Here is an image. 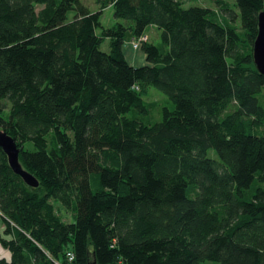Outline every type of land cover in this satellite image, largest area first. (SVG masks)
<instances>
[{
  "label": "trees",
  "instance_id": "1",
  "mask_svg": "<svg viewBox=\"0 0 264 264\" xmlns=\"http://www.w3.org/2000/svg\"><path fill=\"white\" fill-rule=\"evenodd\" d=\"M228 2L0 0V130L38 180L0 148V264H264V0Z\"/></svg>",
  "mask_w": 264,
  "mask_h": 264
},
{
  "label": "rangeland",
  "instance_id": "2",
  "mask_svg": "<svg viewBox=\"0 0 264 264\" xmlns=\"http://www.w3.org/2000/svg\"><path fill=\"white\" fill-rule=\"evenodd\" d=\"M81 1L92 11H95V10L98 9V5L95 3V0H81ZM228 1H229L228 2L229 6L237 13V19H236L235 23L239 24V11H238V8L235 7L234 0H228ZM192 4L193 5L202 4V5H206V6H212L213 8L218 9V6H216L214 3L207 2V1L206 2L205 1H202V2L196 1V2H193ZM69 15H71V13ZM100 21H101V24L104 27H109V26H111V25L116 23L117 19L114 17L113 7L112 6H107L103 10V13H102ZM156 31L157 30H156L155 27H149L146 30V34L149 36L148 37L149 41L154 42V43L159 42L158 36L156 34ZM97 32H100L99 28L97 29ZM132 42H133V39H132V37H130L129 39L126 40V42H125V44L123 46V49L126 52L125 53L126 57L130 56L129 49H127V47H129L130 50L132 52H134V54L142 55L143 52L140 50V47L134 48L132 46ZM100 49L103 50V51H106V52L109 50L107 39L104 40L101 43ZM132 65H135V64H132ZM146 100L151 102V103H154V102L156 103L157 102V105H160V107L165 105L168 108H173V106H174L173 102L164 93H162L161 91H159L158 89L153 88V87L149 88L148 95L146 96ZM155 115H157V113H155ZM159 119H160V110L158 111V115H157V120H159ZM208 154H209L210 157L217 158L216 153L212 149L209 150ZM52 202H54V201L52 200ZM53 205L57 209L58 213L64 218V220H66V221H71L72 220V218L70 219L71 211H69V208L67 210V208H64L63 206H61V204H59L57 202H54ZM0 250H1V248H0ZM118 264H122V263H118Z\"/></svg>",
  "mask_w": 264,
  "mask_h": 264
},
{
  "label": "water",
  "instance_id": "3",
  "mask_svg": "<svg viewBox=\"0 0 264 264\" xmlns=\"http://www.w3.org/2000/svg\"><path fill=\"white\" fill-rule=\"evenodd\" d=\"M257 35L253 42V61L260 73L264 75V9L259 12L257 18ZM0 148L7 157V161L14 173L19 175L29 186L36 187L38 180L26 171L18 160L19 148L15 139L3 129L0 130Z\"/></svg>",
  "mask_w": 264,
  "mask_h": 264
},
{
  "label": "crops",
  "instance_id": "4",
  "mask_svg": "<svg viewBox=\"0 0 264 264\" xmlns=\"http://www.w3.org/2000/svg\"><path fill=\"white\" fill-rule=\"evenodd\" d=\"M127 49H129V52H130V56L129 57L128 56L126 57V54H125L126 52H125L124 49H123V52L125 54V57H126L127 61L130 64L142 65V64L146 63L144 53H142V55H137V54H134V52H132L129 47H127ZM70 219H71V215H70ZM0 234H3V222L1 220V218H0ZM0 248H1V250H0V258L3 257V258H6V259H9L10 258V252L7 249H5L4 247H2L1 245H0Z\"/></svg>",
  "mask_w": 264,
  "mask_h": 264
},
{
  "label": "built area",
  "instance_id": "5",
  "mask_svg": "<svg viewBox=\"0 0 264 264\" xmlns=\"http://www.w3.org/2000/svg\"><path fill=\"white\" fill-rule=\"evenodd\" d=\"M133 39V42H132V46L134 48H137V47H140V43L145 41L147 39V36L146 35H143L142 37H139L138 39H135V38H132ZM67 257H68V260H72L73 258V255L71 252H68L67 253Z\"/></svg>",
  "mask_w": 264,
  "mask_h": 264
}]
</instances>
